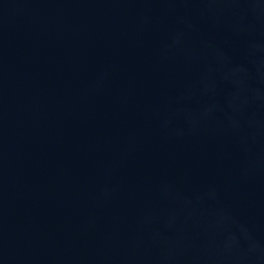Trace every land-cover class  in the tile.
Returning a JSON list of instances; mask_svg holds the SVG:
<instances>
[{
	"label": "water",
	"instance_id": "obj_1",
	"mask_svg": "<svg viewBox=\"0 0 264 264\" xmlns=\"http://www.w3.org/2000/svg\"><path fill=\"white\" fill-rule=\"evenodd\" d=\"M0 264H264V0H0Z\"/></svg>",
	"mask_w": 264,
	"mask_h": 264
}]
</instances>
